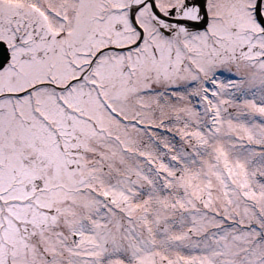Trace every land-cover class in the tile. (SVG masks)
I'll use <instances>...</instances> for the list:
<instances>
[{
  "label": "snow or ice",
  "instance_id": "6c2138e0",
  "mask_svg": "<svg viewBox=\"0 0 264 264\" xmlns=\"http://www.w3.org/2000/svg\"><path fill=\"white\" fill-rule=\"evenodd\" d=\"M0 264H264V0H0Z\"/></svg>",
  "mask_w": 264,
  "mask_h": 264
}]
</instances>
